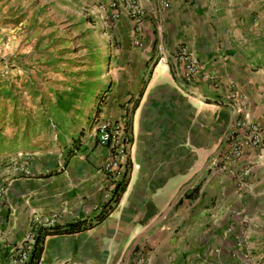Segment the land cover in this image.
<instances>
[{
    "label": "crops",
    "instance_id": "0c3cea01",
    "mask_svg": "<svg viewBox=\"0 0 264 264\" xmlns=\"http://www.w3.org/2000/svg\"><path fill=\"white\" fill-rule=\"evenodd\" d=\"M74 1L111 11L109 0ZM260 2L118 0L115 27L126 38L114 79L131 108L125 188L101 221L47 235L39 264H254L264 256V228H251L262 223L252 208L264 209V142L226 159L231 136L244 133L238 118L256 122L264 137V69L254 67L250 42ZM188 60L197 65L192 82L183 75ZM25 127L0 135V264H22L14 251L34 214L59 225L90 219L112 194L113 178L100 167L109 151L94 140L88 158L98 168L50 173L10 162Z\"/></svg>",
    "mask_w": 264,
    "mask_h": 264
},
{
    "label": "rangeland",
    "instance_id": "374dc122",
    "mask_svg": "<svg viewBox=\"0 0 264 264\" xmlns=\"http://www.w3.org/2000/svg\"><path fill=\"white\" fill-rule=\"evenodd\" d=\"M259 5L264 10V0ZM104 10L74 0H0V135L15 127L18 135L30 124L28 137L12 146L20 153L10 162L28 160L50 173L72 165L98 168L88 158L92 140L109 147L100 143V130L117 136L118 110L128 103L114 79L126 34L115 27L118 17ZM252 23L258 27L250 39L254 67L264 69V15ZM258 197L251 194L252 201ZM261 211L252 208L262 223L251 228H264ZM262 260L258 254L252 263Z\"/></svg>",
    "mask_w": 264,
    "mask_h": 264
},
{
    "label": "built area",
    "instance_id": "2783aa9c",
    "mask_svg": "<svg viewBox=\"0 0 264 264\" xmlns=\"http://www.w3.org/2000/svg\"><path fill=\"white\" fill-rule=\"evenodd\" d=\"M132 5V12L137 14L138 10L134 8V2H130ZM168 4H165L167 6ZM109 6L111 8L110 14L113 17H118V0H109ZM197 65L192 61L188 60L185 70L184 78L187 82H192L196 78ZM237 92H232V98H236ZM130 105L128 108L124 109L121 120L118 122V134L112 131L107 133L105 130H100L103 134L99 135L100 143H105L109 147V154L106 161V173L113 178L112 191L115 188L116 183L121 180L124 176L127 177V172L129 171L130 161L128 147L131 142V130H130ZM234 112L236 114H241L242 109L235 106ZM237 128L244 131L241 134L239 131L235 132L230 138V151L226 156L227 161H233L239 157L244 147L246 146H257L264 142V137L260 126L248 118L241 120L238 118L235 123ZM248 170H244V174L248 173ZM4 186H0V191L4 190ZM111 196V195H110ZM49 223V218H43L38 214H34L32 218L29 230L24 235L22 241H20L14 251V259L21 261L22 264H26L29 260L34 240L35 233L40 225H47Z\"/></svg>",
    "mask_w": 264,
    "mask_h": 264
},
{
    "label": "trees",
    "instance_id": "16d2710c",
    "mask_svg": "<svg viewBox=\"0 0 264 264\" xmlns=\"http://www.w3.org/2000/svg\"><path fill=\"white\" fill-rule=\"evenodd\" d=\"M62 103V102H61ZM65 107V105L63 106ZM126 184V177L124 176L119 180L115 188L112 191L110 201L102 206V209L94 215L93 218H83L76 221L66 223L64 225L59 224H47L40 225L38 230L35 233V240L33 248L29 257V260L26 264H39L40 257L43 252L44 239L47 235L61 234V233H74L81 231L83 229L91 227L94 223L101 221L111 209L109 207L110 202H117L119 196L123 192Z\"/></svg>",
    "mask_w": 264,
    "mask_h": 264
}]
</instances>
